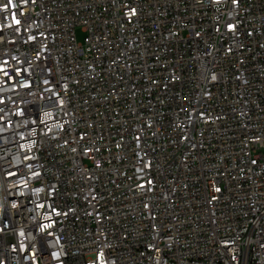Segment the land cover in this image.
I'll use <instances>...</instances> for the list:
<instances>
[{"label":"built area","instance_id":"built-area-1","mask_svg":"<svg viewBox=\"0 0 264 264\" xmlns=\"http://www.w3.org/2000/svg\"><path fill=\"white\" fill-rule=\"evenodd\" d=\"M263 145L264 0H0V264H264Z\"/></svg>","mask_w":264,"mask_h":264},{"label":"rangeland","instance_id":"rangeland-1","mask_svg":"<svg viewBox=\"0 0 264 264\" xmlns=\"http://www.w3.org/2000/svg\"><path fill=\"white\" fill-rule=\"evenodd\" d=\"M76 36H77L78 41H81L84 37V34L81 32V30L79 28L76 30ZM257 151L259 153L264 154V145L262 147H260L259 149H257Z\"/></svg>","mask_w":264,"mask_h":264}]
</instances>
